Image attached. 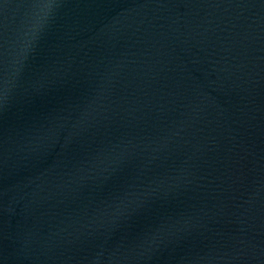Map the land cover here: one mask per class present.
I'll use <instances>...</instances> for the list:
<instances>
[{"label": "water", "instance_id": "95a60500", "mask_svg": "<svg viewBox=\"0 0 264 264\" xmlns=\"http://www.w3.org/2000/svg\"><path fill=\"white\" fill-rule=\"evenodd\" d=\"M0 264H264V0H0Z\"/></svg>", "mask_w": 264, "mask_h": 264}]
</instances>
